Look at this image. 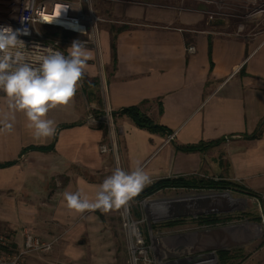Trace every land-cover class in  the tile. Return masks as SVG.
<instances>
[{"label": "crops", "instance_id": "crops-1", "mask_svg": "<svg viewBox=\"0 0 264 264\" xmlns=\"http://www.w3.org/2000/svg\"><path fill=\"white\" fill-rule=\"evenodd\" d=\"M171 8L116 9L126 27L115 35V55L110 30L99 25L98 39L85 46L92 58L73 100L45 117L56 127L78 122L57 130L53 150L19 156L22 147L48 144L53 136L35 139L20 112L9 120L11 131L0 124V162L17 159L0 168V228L18 247L25 230L53 246L54 256L31 251L21 264H60L61 248L72 262L104 264L103 212L70 211L63 194L79 191L92 201L117 168L140 167L151 183L175 176L234 181L255 192L251 198L262 202L264 212V130L250 136L264 117V35L214 36L198 11ZM71 43L64 45L66 55ZM189 44L194 53L186 51ZM131 105L170 133L150 132L126 116L105 124L87 119ZM6 115L11 113L0 93V120ZM220 138L203 152L175 149ZM101 144L108 151L100 152ZM239 264H264V242Z\"/></svg>", "mask_w": 264, "mask_h": 264}, {"label": "rangeland", "instance_id": "rangeland-1", "mask_svg": "<svg viewBox=\"0 0 264 264\" xmlns=\"http://www.w3.org/2000/svg\"><path fill=\"white\" fill-rule=\"evenodd\" d=\"M24 1L25 0H0V21L7 19L13 12L16 14ZM43 1L47 2L50 0H37V2ZM60 1L73 2L77 0ZM88 2L102 12V15L106 19V22H102V24L106 25L109 30L112 25L116 29L126 26L122 17H119L116 14V9H122L125 4H127V6L130 5L131 7L142 4L144 6L150 5L152 8L168 6L172 9L171 7H173L176 12L181 10L183 12L188 10L198 11L204 21L208 20V22H210L208 32L214 36H239L249 40L264 35V0H89ZM41 30L59 39L62 42L60 44L63 48L65 43L69 44L70 42L81 39L83 36L80 33H76L71 29L57 24L45 25L41 27ZM189 190L190 189L186 188H165L145 197L144 200L173 196ZM191 190L194 191V189ZM231 194L233 197L245 198L246 202L244 205L239 204L236 209L228 213L232 216V219L226 223H220L215 226H205L199 225L194 217H186V219L173 227L159 226L151 231L148 229L145 210L143 209L144 206L140 203V200H135L134 198L130 200L129 208L135 219L139 221V229L144 236L146 250L141 257L137 255L136 264L168 263L174 259L173 255L176 253V250L182 246V243L191 244L188 240L169 239V241L154 246L153 237L155 236L162 237L177 235L204 228L221 227L245 222L260 224V235L242 244L225 249L232 250L236 248L239 251L238 254L244 256V258L252 254L258 246L264 242V216H262L264 215V212L262 202L234 191H231ZM136 212L140 214V218L136 217ZM224 215L226 214H223L222 216ZM238 215L242 216L238 218ZM99 219H102L105 226L102 236V241L104 243V264H134L133 251L130 247V235L126 227L122 224L123 206L119 209H112L107 213H102ZM55 230L58 229L55 228L54 231ZM146 237H148L147 242ZM53 240L55 243V238ZM59 246H61V242H58L55 245V249L59 248ZM51 250L52 248L49 251L42 252H45V255L52 256L53 252H51ZM60 253L62 254V248L61 251H59V254H57V257L60 258V264H87L86 262L80 261L72 262L62 257ZM244 258H231L227 264H239L241 261H244Z\"/></svg>", "mask_w": 264, "mask_h": 264}, {"label": "clouds", "instance_id": "clouds-1", "mask_svg": "<svg viewBox=\"0 0 264 264\" xmlns=\"http://www.w3.org/2000/svg\"><path fill=\"white\" fill-rule=\"evenodd\" d=\"M20 35L21 29L0 26V93L11 113L10 117L6 115L0 120V124L11 131L13 124L9 120L20 112L26 118V127L33 130V137L47 139L56 131L55 122L45 118L47 113L73 100L92 57L85 51L84 42L74 41L67 55L49 49L33 60ZM149 183L150 175L140 167L131 171L117 168L98 186L92 201L82 197L79 191L63 195L70 211L107 213L127 204Z\"/></svg>", "mask_w": 264, "mask_h": 264}, {"label": "built area", "instance_id": "built-area-1", "mask_svg": "<svg viewBox=\"0 0 264 264\" xmlns=\"http://www.w3.org/2000/svg\"><path fill=\"white\" fill-rule=\"evenodd\" d=\"M88 1L89 0H77L69 2L50 0L47 2H37V0H25L16 14L13 12L7 19L0 21V26L9 25L14 30L21 29L19 38L25 42V46L31 53V58L33 60L37 56L46 54L49 49L60 51L65 54L60 44L62 42L51 34L41 30V27L48 25L42 18L43 14H52L56 3L65 4L66 13L64 16L78 21L83 28V30H73L83 35L81 39L75 41H82L85 46H88L94 44L98 39L100 23L106 22L102 12ZM34 46L38 47L35 48ZM186 51L190 54L194 53L195 46L193 44L187 45ZM111 111L105 110L99 115L90 114L87 119L94 123L102 122L105 124L112 117ZM99 150L100 152H106L108 151V146L101 144L99 145ZM138 222L139 221L133 216L132 211H130L128 202L123 206L122 224L126 227L130 235V247L133 251L134 264H136L137 255L141 257L146 251L144 236L139 229ZM51 248L52 241L40 242L33 238L26 230L23 232L22 245L18 247L13 236L0 228V264H21L25 254L31 251H49Z\"/></svg>", "mask_w": 264, "mask_h": 264}, {"label": "trees", "instance_id": "trees-1", "mask_svg": "<svg viewBox=\"0 0 264 264\" xmlns=\"http://www.w3.org/2000/svg\"><path fill=\"white\" fill-rule=\"evenodd\" d=\"M126 26L120 27V28H114L113 25L110 28V47L112 48L114 55H115V35L120 30H123ZM208 51L210 54L211 51V41L208 40ZM115 61V59H114ZM87 84V83H86ZM111 116L113 118L117 116H126L129 119H131L138 127L147 129L150 132H157L161 134H168L170 133V130L164 126H161L157 123H155L144 111L141 110L139 105H131V106H125L121 107L116 110L111 111ZM76 123H63L59 124L56 127V131L54 136L52 137V140L48 144H38V145H27L21 148L19 156L26 151L29 150H38V151H49L53 150L55 146V142L57 139V130L69 126H73ZM104 124H99V127H103ZM264 130V117L259 122L256 130L250 135L252 137H258L261 135V133ZM223 138L217 139V140H211L208 142H199L196 144H188V145H175V149L178 151L183 152H203L206 149L210 148L213 145L218 144L220 141H222ZM17 161V159L14 160H8L0 162V168L1 167H7L12 164H14ZM165 188H186V189H228L230 191H234L243 195H247L249 197L254 196L255 192L245 188L244 186L240 185L237 182L230 181V180H214V179H203L193 176H175V177H165L158 180L153 181L152 183L148 184L134 199L135 200H142L145 197L153 194L154 192L158 190H163ZM223 215V214H222ZM221 214H209V215H203L198 216L195 218L197 223L199 225H205V226H215L216 224L220 223H226L232 219V216L229 214H226L222 216ZM242 215H238L237 217L240 218ZM136 217L140 218V214L136 212ZM185 218H178V219H170L164 222L159 223H153L151 225L152 229H155L159 226H165V227H173L180 222H182ZM148 241V237H146V242ZM217 257L220 264H227L229 259L234 257H241V259L244 258V256H240L239 251L234 248L232 250L227 249H218L217 250ZM238 264V263H235Z\"/></svg>", "mask_w": 264, "mask_h": 264}, {"label": "water", "instance_id": "water-1", "mask_svg": "<svg viewBox=\"0 0 264 264\" xmlns=\"http://www.w3.org/2000/svg\"><path fill=\"white\" fill-rule=\"evenodd\" d=\"M238 200H245V198L233 197L227 189H198L178 193L170 198H162L160 200L153 198L149 201L151 204L147 208L143 203L144 199L140 203L144 206L143 209L145 210L148 229L151 231L153 223L164 222L170 219L196 218L209 214H228L238 207L235 203ZM255 224L260 227V224ZM236 237L238 238H233V236L231 238L228 237L227 241L232 242L228 247L207 246L198 241L189 242L191 244L182 243V246L173 255L174 259L169 261L168 264H185L188 261L195 263L197 261L200 264V260L208 258L212 260L213 264H219L216 253L218 249L231 248L246 242L244 239L240 241L243 235H237Z\"/></svg>", "mask_w": 264, "mask_h": 264}, {"label": "bare ground", "instance_id": "bare-ground-1", "mask_svg": "<svg viewBox=\"0 0 264 264\" xmlns=\"http://www.w3.org/2000/svg\"><path fill=\"white\" fill-rule=\"evenodd\" d=\"M66 13V6L63 3H56L54 5V10L52 14H43V20L48 24H57L61 25L65 28L72 29V30H83L81 25L76 20H72L64 16ZM47 18V19H46ZM183 195V194H181ZM172 196H166V197H160L159 200L162 198H170ZM150 200H145L143 203L145 204V207L147 208ZM245 200H238L235 203L237 205L239 204H245ZM261 229L258 225L255 223H238V224H230L226 226L221 227H214V228H204L196 231H189L187 233H181L175 236H162V237H153L154 246L156 244H162L165 241L170 240H188V242H201L202 244H205L207 246H222V247H228L232 242L227 241L228 237L231 238H238L237 235H243V237L240 239L244 241H248L258 235H260ZM168 264V263H165ZM185 264H198L197 261L192 262L188 261ZM200 264H213L212 260L210 258L200 260Z\"/></svg>", "mask_w": 264, "mask_h": 264}, {"label": "snow or ice", "instance_id": "snow-or-ice-1", "mask_svg": "<svg viewBox=\"0 0 264 264\" xmlns=\"http://www.w3.org/2000/svg\"><path fill=\"white\" fill-rule=\"evenodd\" d=\"M47 19V18H46Z\"/></svg>", "mask_w": 264, "mask_h": 264}]
</instances>
